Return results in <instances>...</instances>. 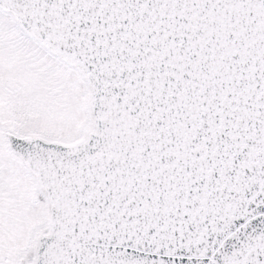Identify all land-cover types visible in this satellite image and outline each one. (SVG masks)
Instances as JSON below:
<instances>
[{
	"label": "snow or ice",
	"instance_id": "obj_1",
	"mask_svg": "<svg viewBox=\"0 0 264 264\" xmlns=\"http://www.w3.org/2000/svg\"><path fill=\"white\" fill-rule=\"evenodd\" d=\"M0 264H264V0H0Z\"/></svg>",
	"mask_w": 264,
	"mask_h": 264
}]
</instances>
